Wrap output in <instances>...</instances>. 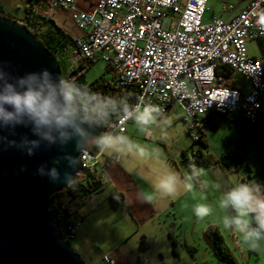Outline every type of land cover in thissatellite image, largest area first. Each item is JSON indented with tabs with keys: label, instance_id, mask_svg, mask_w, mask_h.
Wrapping results in <instances>:
<instances>
[{
	"label": "built area",
	"instance_id": "built-area-1",
	"mask_svg": "<svg viewBox=\"0 0 264 264\" xmlns=\"http://www.w3.org/2000/svg\"><path fill=\"white\" fill-rule=\"evenodd\" d=\"M44 1L50 9L75 11V23L83 34L69 45L70 68L103 61L115 86L136 88L133 104L143 99L145 104L159 105L163 113L173 104L179 106L194 140L202 128L199 115L210 110L242 112L250 122L264 116V64L247 52V42L264 36L254 14L264 10V0L248 1L228 19L212 16L207 21V0H97L87 11L76 9L74 0ZM233 8L222 5V11ZM222 66L247 79L250 90L233 87ZM127 121L121 123L119 114L106 130L120 133ZM103 155L87 150L79 158L82 171L105 183ZM80 224L78 217L66 222L67 239L74 237ZM103 260L116 264L108 254Z\"/></svg>",
	"mask_w": 264,
	"mask_h": 264
},
{
	"label": "crops",
	"instance_id": "crops-1",
	"mask_svg": "<svg viewBox=\"0 0 264 264\" xmlns=\"http://www.w3.org/2000/svg\"><path fill=\"white\" fill-rule=\"evenodd\" d=\"M248 1L250 0H246L241 7L245 6ZM96 2L97 0H74V7L87 11L92 9ZM36 3L38 12L45 18L53 19L56 25L62 27L70 34L71 39L83 34L75 23L74 9L61 7H53L50 9L44 0H39ZM18 5L15 7L18 8L23 6L21 4ZM241 7L238 9L234 7L230 11H222L223 9L221 6V10L217 13L215 11H208L207 19L210 20L212 16L228 19L233 12L235 13ZM0 8L2 9L3 7L0 5ZM16 14H18V16L14 17L20 19L22 12L20 15L19 12ZM255 41L258 42L259 40L255 39ZM247 52L249 55L260 58L264 64V59L261 55L251 52L248 47ZM108 73L111 78L110 72ZM229 77H231L234 82H237V84H240L243 91L248 92L250 90V84L247 79H239L238 76L232 75V73L229 74ZM169 109L171 110V106ZM179 116L185 121L181 115ZM199 118L203 125L200 129V134H202L207 141V147L204 152H210V150H208L210 135H207L206 131H212L208 129L207 125L208 123H212L214 119L218 124L217 129L220 127L219 123L221 120H227L229 125L234 124V127L239 129L238 132L241 129V125L237 121H232L231 118L217 117L211 111L203 115L200 114ZM238 120L243 121L242 118H238ZM172 121L176 122V118ZM155 128L156 126H153L149 133H141L134 122L128 120L125 130L119 134L130 137L135 143L146 147L150 151H158L159 157L157 158L155 152H151L150 155H146L143 158L135 153H131L113 160L112 158L115 156L104 153L103 159L107 162V168L105 170L107 181L87 199L77 204V213L75 215L80 218L81 224L75 228V235L72 238V243L69 244L79 253L86 264H107V262L103 260L105 254L113 258L116 264H136V260L139 258L147 261L148 264H152L151 256L142 253V249L140 248V245L146 246L147 243L149 244L150 239L154 243L150 250L156 253L155 255H157L158 258L156 261L171 264L173 259L166 261L167 258H169V256L174 258L176 255L177 257L175 258L179 260V264H190L189 259L192 258H190L188 252H183V250L178 247H182L183 244L176 238L178 236V233H175L176 229H179L185 222L191 223L188 238L184 235L183 243L187 245H189V243L194 244L196 238L199 235L202 236L203 232L209 226L218 225V216L223 214L217 208L212 217L207 218L205 221L198 222L192 213L193 205L201 202L203 198L206 197V201L204 202L216 208L221 192L227 190V188L233 186L235 183H258L259 159L258 157L255 159L258 163L255 165L253 158V156H257L255 148L258 144L250 136H245L247 142L246 144L243 142V150L239 151L234 147L242 161L239 168H234L233 165H205L198 163L196 166L203 169L204 172L195 181V190L193 192H185L181 189L178 196L157 197L151 204L142 203L140 199L141 194L152 193L153 191L149 183L150 180L162 175L167 170H174L183 176L187 174L190 169L185 165L181 155L183 156V154L186 153L187 157L190 159L194 158V147H192L190 143H188V145L186 143L178 145L174 149L170 148V150L165 149V151H162L160 149V143L164 142V139L159 138L161 132L155 131ZM242 136L241 133V138ZM251 141L254 143L253 146H251V148L246 147ZM193 142H195L194 139ZM189 147L191 148L192 155L188 154ZM199 147L201 148V146ZM227 149L228 151L231 149L230 145L225 147L220 153H217L214 147L211 153L215 158H219L222 154L228 152ZM253 149L254 155L252 156L251 150ZM247 153H249V155ZM184 166H186L187 169H185ZM145 177L148 179H145ZM119 218L120 220L124 218V220H122L123 224L127 227L130 226L131 229L127 230L125 227L121 229L120 226V228H117L116 222ZM217 227L221 230L225 240L229 242L230 248L239 260L242 259L246 264L250 263V261H252V255L255 256L253 260L257 261V263L261 257L264 259V253H256L247 250L241 243L239 234L230 233L224 231L222 227ZM125 230H127V232H125ZM142 236H144V239L141 242ZM171 238L175 239L176 246L173 245ZM187 240L191 242L188 243ZM199 264H201V262Z\"/></svg>",
	"mask_w": 264,
	"mask_h": 264
},
{
	"label": "clouds",
	"instance_id": "clouds-1",
	"mask_svg": "<svg viewBox=\"0 0 264 264\" xmlns=\"http://www.w3.org/2000/svg\"><path fill=\"white\" fill-rule=\"evenodd\" d=\"M254 14L257 27L264 31V10ZM118 113L121 114V123L132 120L141 133H149L156 126L161 130L159 138L168 139L169 118L164 116L159 105L145 104L143 99L130 104L127 97L104 96L48 68L13 75L4 64H0V144L28 157L36 155L42 147L50 150L55 146L61 155L53 159V166L46 169L42 164L34 173L40 177L47 175L52 183L71 186L74 182L80 158L67 150L69 145H73V150L79 154L95 147L100 153L117 158L131 153L143 158L151 152L159 157L158 151H150L126 135L112 130L97 131L109 125L111 118ZM18 128L28 129L31 135L20 134L19 139H9L18 135ZM63 161H67L73 172L65 171L61 179L58 166ZM189 168L190 171L183 176L167 170L150 180L153 191L142 193L141 202L151 204L157 197H175L181 189L193 192L195 181L204 170L195 164H190ZM26 170V167L21 168V171ZM204 201L206 197L192 207L198 222L212 217L218 208L223 214L218 216L217 226L239 234L247 250L264 253V186L238 182L221 192L216 208Z\"/></svg>",
	"mask_w": 264,
	"mask_h": 264
},
{
	"label": "water",
	"instance_id": "water-1",
	"mask_svg": "<svg viewBox=\"0 0 264 264\" xmlns=\"http://www.w3.org/2000/svg\"><path fill=\"white\" fill-rule=\"evenodd\" d=\"M0 64L13 75L48 68L62 76L55 53L22 21L8 16H0ZM17 133L9 139H19L20 134L31 135L25 128H18ZM67 150L79 155L73 145ZM58 155L61 153L55 146L50 150L42 147L36 155L28 157L0 144V264H86L59 233L52 216L49 198L68 186L62 182L52 183L47 175L34 174L42 164L50 169ZM22 167L27 170L21 171ZM58 168L61 179L65 171L73 172L67 161ZM81 169L79 164L77 172L73 173L74 179L79 177Z\"/></svg>",
	"mask_w": 264,
	"mask_h": 264
},
{
	"label": "trees",
	"instance_id": "trees-1",
	"mask_svg": "<svg viewBox=\"0 0 264 264\" xmlns=\"http://www.w3.org/2000/svg\"><path fill=\"white\" fill-rule=\"evenodd\" d=\"M22 7V16L20 19L7 14L0 8V16H8L14 20H20L23 24L26 25L28 29L34 34V36L41 41V43L49 50L53 51L57 57L59 64L61 61L58 59V54L62 55L64 51L70 50L69 45L72 42L70 34L63 29L62 27L56 25L53 19L45 18L37 10V3L39 0H27ZM258 43L264 51V36L258 38ZM70 63V61H69ZM91 64V63H89ZM59 65V66H60ZM85 67L86 65L80 64L77 67L70 68L67 71V74L61 71V74L66 79L75 80L78 84H81L85 87L90 88L94 92H98L104 96H113L116 98L127 97L130 104L135 102L137 97V90L134 87H117L112 82L113 80L104 79L103 77H95L93 80L86 82L85 80ZM225 76H229L231 69L227 66H222ZM61 70V68H60ZM106 71H109V65L106 66ZM238 76V75H235ZM233 87H237L242 90L240 84L237 82H231ZM243 91V90H242ZM264 98V97H263ZM262 98V100H264ZM217 117L222 118H231L232 121H237L241 125L242 141L246 144L245 136H250L256 143H259L256 148V154L258 157L259 163V174H258V183L264 186V150L261 146L264 147V116H259V118L250 122L246 119L242 112L234 114H221L215 110H210ZM116 114L111 118L110 124L102 128L101 131H106V128L111 126V123L116 121ZM238 118H242L243 121H239ZM202 123V122H201ZM203 127V125H202ZM208 129L214 130L218 128V124L215 119L212 123H208ZM195 142H199L202 148L207 147V141L202 134H199ZM89 151L95 152L98 150L95 147H90ZM183 159L185 165L189 168L190 164L200 163L205 165H224L231 166L234 168H239L241 165V158L238 152L231 148L225 154H222L219 158L211 152H204L200 147L196 149L193 153L194 158L188 159L186 153L183 154ZM196 165V164H195ZM190 169V168H189ZM103 181L100 178H96L93 174L87 170L80 171L79 177L74 179V182L71 186H68L63 191L55 192L50 198V205L52 209V216L55 220L56 225L58 226L59 233L67 239L65 236L63 228L65 227L66 222H70L72 219L76 218L77 213V204L81 201L87 199L95 190H98ZM202 237L208 244L209 248L213 251L214 256L217 258L221 264H240L237 257L230 250L228 243L226 242L221 230L217 226H209L202 234ZM144 239V236L141 237V242ZM69 240V239H67ZM66 240V241H67ZM172 243L176 246L175 239L171 238ZM69 242V241H67ZM173 246V247H174ZM184 246V245H183ZM145 245H140L141 249H145ZM186 252L193 256L196 251V246L187 245L185 246ZM136 264H148L147 261L139 258L136 260Z\"/></svg>",
	"mask_w": 264,
	"mask_h": 264
},
{
	"label": "rangeland",
	"instance_id": "rangeland-1",
	"mask_svg": "<svg viewBox=\"0 0 264 264\" xmlns=\"http://www.w3.org/2000/svg\"><path fill=\"white\" fill-rule=\"evenodd\" d=\"M246 0H207V8L209 10H207L205 12V17H204V21H207V14L208 11H215L216 13L219 12L221 10V6L223 4H233L235 9H238L239 7H241V5L245 2ZM25 2H28L27 0H0V5L3 7V11L7 14H10L12 16H18L21 14L22 9L21 8H16L15 6H17L18 4L20 5H24ZM18 5V6H19ZM247 47L251 52H255L257 55H261L262 58L264 59V51L263 49L260 47V45L258 44V42H256L255 40L252 42L247 43ZM58 59L59 61H61V71L64 73V75L67 74V71L69 69V50H66L63 52L62 55L58 54ZM106 66L107 64L104 63L103 61H95L92 62L91 64H87L85 67V80L86 82H89L91 80H93L95 77H103L104 79H110L109 73L108 71H106ZM239 79H244L243 76L238 75ZM170 110V109H169ZM167 111L164 114V116L168 117L169 119V124L167 126V135H168V139H164V142L160 143V149L162 151L166 150H170L174 149L175 147H177L178 145H183V144H187L190 143L192 144V147H194V152L196 151V149L200 146V144H198L199 142H193V139L191 136L188 135V128L189 125L186 121H183L179 115H181L182 110L179 106H177L176 104L171 105V110ZM179 114V115H178ZM174 118H176V122L172 121ZM183 124V125H182ZM219 129L217 130H212V131H206L207 135L209 134V143H208V150H210V152H213V148L215 147V150L217 153H220L221 151H223L225 149V147H228L230 145L231 148L236 147L237 150H243V141L241 140V133L240 131L238 132L239 129L235 128L234 124L233 125H229L227 120H221L219 123ZM105 131V130H104ZM107 131V130H106ZM155 131H159L161 132L160 128L156 127ZM252 143V144H251ZM251 143L247 144L246 147L251 148V146H253V142L251 141ZM259 144V143H257ZM247 148V150H248ZM261 148L264 150V147L261 146ZM201 149H203L201 147ZM205 149H203L204 151ZM228 151V149H227ZM252 156L254 155V149L251 150ZM188 154L192 155L191 152V148L189 147L188 149ZM249 155V153H247ZM184 157L181 155V158ZM254 158V163L255 165H257V156H253ZM190 159V158H188ZM196 165L198 163H195ZM185 169H187L186 166H184ZM120 220V218H119ZM117 220L116 225L117 228H126L131 229L130 226L127 227L125 226V224H123L124 218L122 220ZM122 222V223H121ZM191 223L185 222L182 224V226L179 229H176L175 233H178V236L176 237L177 240L179 242H181L184 246H178L179 248H181V250L186 251V247L187 244L183 243L184 242V235L188 238L189 232H190V227ZM120 226V227H119ZM127 230H125V232H127ZM112 235V234H111ZM65 238V237H64ZM65 240H67L65 238ZM69 241V243H72V239L67 240ZM187 242H191L190 240H187ZM227 242V241H226ZM229 243V242H227ZM153 241L150 239V243L146 245L145 249H142V253H144L145 255H150L151 256V263L152 264H167V263H161L156 261L157 255H155L156 253L151 249V246L153 245ZM195 244V245H194ZM194 244L189 243V245L192 246H198L196 247V251L194 252L193 256H190L189 259L190 264H199L201 262V264H221L219 263V261L217 260V258L214 256L213 251L209 248L208 244L206 243V241L204 240V238L202 236H198L196 238V240L194 241ZM229 245V244H228ZM230 247V246H229ZM230 250L233 252V250L230 248ZM234 253V252H233ZM158 254V253H157ZM185 255V254H183ZM234 255L236 256V254L234 253ZM188 256V257H189ZM175 257H177L176 255L174 256V258H172V256H169V258H167L166 261H170L171 259H173L171 261V264H179V260H177ZM255 258L254 255H252V261H250V263L247 264H264V259L261 257L260 260L255 261L253 260ZM238 261L240 262V264H246L241 260H239V258L237 257ZM181 261V260H180ZM116 263V262H115ZM189 263V262H188Z\"/></svg>",
	"mask_w": 264,
	"mask_h": 264
}]
</instances>
